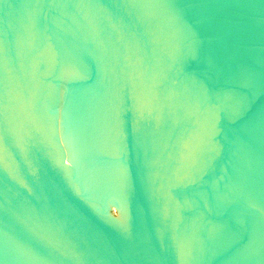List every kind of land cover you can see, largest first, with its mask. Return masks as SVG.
<instances>
[{"label": "water", "instance_id": "obj_1", "mask_svg": "<svg viewBox=\"0 0 264 264\" xmlns=\"http://www.w3.org/2000/svg\"><path fill=\"white\" fill-rule=\"evenodd\" d=\"M64 64L123 222L66 160ZM0 264H264V0H0Z\"/></svg>", "mask_w": 264, "mask_h": 264}, {"label": "bare ground", "instance_id": "obj_2", "mask_svg": "<svg viewBox=\"0 0 264 264\" xmlns=\"http://www.w3.org/2000/svg\"><path fill=\"white\" fill-rule=\"evenodd\" d=\"M58 132L66 160L94 200L125 221V182L121 159L86 79L67 64L59 87ZM115 209V211H114Z\"/></svg>", "mask_w": 264, "mask_h": 264}, {"label": "rangeland", "instance_id": "obj_3", "mask_svg": "<svg viewBox=\"0 0 264 264\" xmlns=\"http://www.w3.org/2000/svg\"><path fill=\"white\" fill-rule=\"evenodd\" d=\"M114 211H115V209H114ZM116 212V211H115Z\"/></svg>", "mask_w": 264, "mask_h": 264}]
</instances>
